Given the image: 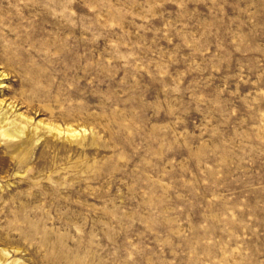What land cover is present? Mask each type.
Wrapping results in <instances>:
<instances>
[{
  "label": "rangeland",
  "instance_id": "374dc122",
  "mask_svg": "<svg viewBox=\"0 0 264 264\" xmlns=\"http://www.w3.org/2000/svg\"><path fill=\"white\" fill-rule=\"evenodd\" d=\"M0 75L10 261L264 264V0H0Z\"/></svg>",
  "mask_w": 264,
  "mask_h": 264
},
{
  "label": "bare ground",
  "instance_id": "6f19581e",
  "mask_svg": "<svg viewBox=\"0 0 264 264\" xmlns=\"http://www.w3.org/2000/svg\"><path fill=\"white\" fill-rule=\"evenodd\" d=\"M2 77V75H0ZM5 77V76H4ZM15 106L9 105L6 110L3 109V102L0 101V129L4 128L6 131L5 136L10 139H20L28 136V126L31 125L32 119L23 116L22 114L18 115L17 121H11L8 126V116L13 113ZM43 123L40 122L37 125V128L42 127ZM44 126V125H43ZM62 131L59 130L58 133ZM75 132V131H74ZM73 130L68 129V136H76L77 132L74 133ZM78 135V134H77ZM77 137V136H76ZM1 189V188H0ZM10 252L7 249H0V264H21L19 259H15L14 261H10Z\"/></svg>",
  "mask_w": 264,
  "mask_h": 264
}]
</instances>
